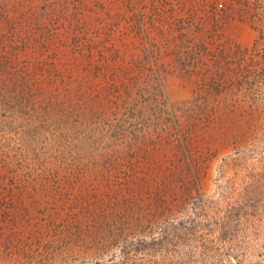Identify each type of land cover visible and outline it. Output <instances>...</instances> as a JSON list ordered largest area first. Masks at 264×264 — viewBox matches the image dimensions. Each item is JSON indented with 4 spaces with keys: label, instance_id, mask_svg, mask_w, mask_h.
<instances>
[{
    "label": "rangeland",
    "instance_id": "374dc122",
    "mask_svg": "<svg viewBox=\"0 0 264 264\" xmlns=\"http://www.w3.org/2000/svg\"><path fill=\"white\" fill-rule=\"evenodd\" d=\"M263 148L264 0H0V264L107 257Z\"/></svg>",
    "mask_w": 264,
    "mask_h": 264
},
{
    "label": "trees",
    "instance_id": "16d2710c",
    "mask_svg": "<svg viewBox=\"0 0 264 264\" xmlns=\"http://www.w3.org/2000/svg\"><path fill=\"white\" fill-rule=\"evenodd\" d=\"M260 157L263 165H244L238 185L198 193L176 214L147 222L151 233L74 264H264V148Z\"/></svg>",
    "mask_w": 264,
    "mask_h": 264
}]
</instances>
